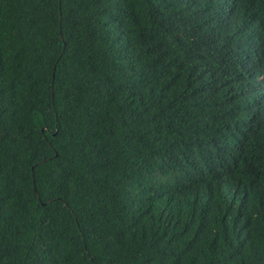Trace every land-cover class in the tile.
<instances>
[{
    "label": "trees",
    "instance_id": "obj_1",
    "mask_svg": "<svg viewBox=\"0 0 264 264\" xmlns=\"http://www.w3.org/2000/svg\"><path fill=\"white\" fill-rule=\"evenodd\" d=\"M262 93L255 0H0V264H264Z\"/></svg>",
    "mask_w": 264,
    "mask_h": 264
},
{
    "label": "clouds",
    "instance_id": "obj_2",
    "mask_svg": "<svg viewBox=\"0 0 264 264\" xmlns=\"http://www.w3.org/2000/svg\"><path fill=\"white\" fill-rule=\"evenodd\" d=\"M221 1L222 3L230 2L236 4H241L242 2H244V0H221ZM255 1L260 15V27L261 30L264 31V0H255ZM261 95L264 96V93H262ZM55 134H57V131Z\"/></svg>",
    "mask_w": 264,
    "mask_h": 264
},
{
    "label": "water",
    "instance_id": "obj_3",
    "mask_svg": "<svg viewBox=\"0 0 264 264\" xmlns=\"http://www.w3.org/2000/svg\"><path fill=\"white\" fill-rule=\"evenodd\" d=\"M43 131L45 130V128L42 129ZM57 134H53V136H56Z\"/></svg>",
    "mask_w": 264,
    "mask_h": 264
}]
</instances>
